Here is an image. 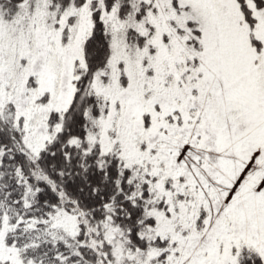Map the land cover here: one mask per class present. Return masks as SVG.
Returning <instances> with one entry per match:
<instances>
[{"label":"snow or ice","instance_id":"obj_1","mask_svg":"<svg viewBox=\"0 0 264 264\" xmlns=\"http://www.w3.org/2000/svg\"><path fill=\"white\" fill-rule=\"evenodd\" d=\"M0 264H264V0H0Z\"/></svg>","mask_w":264,"mask_h":264}]
</instances>
